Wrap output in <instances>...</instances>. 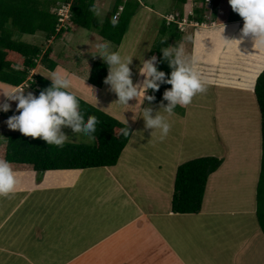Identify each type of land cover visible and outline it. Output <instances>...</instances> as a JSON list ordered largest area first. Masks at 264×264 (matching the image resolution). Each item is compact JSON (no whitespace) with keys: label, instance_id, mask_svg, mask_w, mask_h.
Listing matches in <instances>:
<instances>
[{"label":"crops","instance_id":"1","mask_svg":"<svg viewBox=\"0 0 264 264\" xmlns=\"http://www.w3.org/2000/svg\"><path fill=\"white\" fill-rule=\"evenodd\" d=\"M99 1L96 0V3ZM153 9H145L146 14H143V19L146 18L148 23L162 17L160 12ZM192 10L193 7L189 11ZM178 12L184 14L183 10ZM136 17L137 14L133 18ZM221 27L223 25L216 24L213 28L204 25L191 29L193 56L198 29ZM148 29L139 27V31ZM154 32L155 35L157 30ZM98 34H92V38ZM64 37H69L70 41L73 38L71 33ZM138 38L134 47L141 43V38ZM156 39L157 36H154L148 40L150 43L146 45V56L137 61V69L133 66L136 59H132L129 67L134 84L140 82L142 76L138 68L143 59H149L147 57ZM181 46L187 56L185 44ZM255 52L257 49L253 47L248 54L238 56L242 55L243 61L247 63H241L242 72L248 68L249 61L253 62L257 58L252 56ZM259 53L262 57L259 62L257 59L255 61L260 67L257 72L247 70L244 74L237 72L233 75L236 72L230 67L233 64L228 65V61L217 58L213 64L201 60L198 67L207 86L254 94L257 79L264 70V53ZM82 54L83 50L80 51ZM238 57H234L236 62L242 60ZM73 59L77 62L75 57ZM93 64L75 65V73L87 77L89 69V78ZM63 69L60 72L68 71ZM51 73L43 66H38L32 76L41 75L51 82L47 78ZM247 76L252 83L257 77L253 90L239 86ZM231 77L237 78L233 81ZM4 89L6 94L19 90L0 83V90ZM94 89L102 96L99 102L95 100L101 110L80 99L124 124L127 121L134 131L119 163L110 168L51 171L44 174L14 169L19 181L16 190L0 196V210L5 209L0 212V264H264V235L257 218L262 139L255 146V153L249 152V146L245 147V153L238 157L241 161L237 162L233 149L227 160H222L223 165L209 178L201 213L175 214L172 202L177 171L183 164L200 158L190 148L194 132L183 125L192 113L191 103L177 105L171 115L162 113L170 124L169 132L163 137L154 136L155 130L147 129L140 117L141 98L133 101L137 102L136 106L139 105L137 109L136 106L132 107L133 102L129 103V108L115 103L118 96L111 91L110 85L105 84L100 90ZM8 101L5 96L0 104ZM13 110L17 113L16 109ZM10 113H13L12 109ZM146 137L149 140L155 137L151 147L155 144L164 147L160 153H164L165 162H157L155 152L148 150L149 144L143 145ZM209 138L208 142L214 141L213 133ZM244 140L245 145L251 142L249 138ZM243 141H239L240 145ZM142 151L147 152V158L134 157V152L141 155ZM191 156H194L192 160ZM162 164L169 167L168 170H164ZM52 173L71 175L54 183V176H48ZM218 217L221 219H216ZM230 217L234 218L235 225L232 227L229 223L226 225ZM215 222L222 227V235L215 232L218 230L213 228ZM254 222L258 224L255 229Z\"/></svg>","mask_w":264,"mask_h":264},{"label":"trees","instance_id":"2","mask_svg":"<svg viewBox=\"0 0 264 264\" xmlns=\"http://www.w3.org/2000/svg\"><path fill=\"white\" fill-rule=\"evenodd\" d=\"M197 1L206 4V0H196V3ZM175 2L179 7H184L190 0H175ZM62 3L71 4V17L63 26L58 13L53 11ZM212 4L211 8H197L196 17H192V20L203 24L207 21L205 14L210 18L208 22L211 24L244 22L242 17L232 10L228 0H212ZM140 7L138 0H129L125 4L123 0H117L113 11L108 13L102 25L100 35L115 46H120L132 17L137 14ZM120 8H123V12L119 20L114 23V17ZM96 14V0H0V83L12 88L23 86V90H26L25 95L31 92L38 96L40 91L50 87L52 82L41 75L32 76V72L38 66H43L50 72L55 71L59 65L58 56L55 54L54 47L50 46L44 51L41 45L24 42L22 37H35L39 34L44 36L48 43L59 40L65 34L78 29L92 30ZM158 34L162 37L156 39L149 59L156 56L158 70L170 74L172 69L168 61L163 59L161 49L173 47L174 42H181L182 33L176 24L168 26L164 21ZM168 35L169 40L164 39ZM253 55L257 56L256 59L259 62L262 55L259 52ZM258 62L249 61L248 68L244 72L247 70L257 72L260 69ZM107 75L108 65L104 62H95L90 68L88 83L100 90L105 85L104 80ZM235 78L237 77H231L233 81L236 80ZM255 80L248 84L247 76L243 78L239 86L253 90ZM26 85L28 87H25ZM170 88L171 85L162 84L158 91L150 89L148 95L155 96V100L149 102L160 106L165 89ZM254 95L261 115L262 139L261 170L257 187V218L264 235V70L257 79ZM78 100L85 121L90 115L97 118L96 132L93 134L96 137L94 145L65 143L59 147L47 144L43 139L12 134L7 137L4 145L0 146V159L9 161L13 169L38 174L116 166L132 138L133 129L128 126L130 136H124L120 129L126 124L101 112L82 99L78 98ZM8 102L16 106L15 101ZM163 103L166 105L167 101ZM222 164L223 161L217 157H204L180 166L175 178L173 213L181 215L201 213L209 178L220 169Z\"/></svg>","mask_w":264,"mask_h":264},{"label":"rangeland","instance_id":"3","mask_svg":"<svg viewBox=\"0 0 264 264\" xmlns=\"http://www.w3.org/2000/svg\"><path fill=\"white\" fill-rule=\"evenodd\" d=\"M128 1L129 0H123V3L125 4ZM138 1H140L141 4V7L137 11L138 17L136 18L132 17L128 28V33L126 37L123 39L124 40L123 42L125 44L119 50V53L121 54L122 57L136 59V62L133 61L134 68L137 67L136 66L138 64L137 61L139 62V59L146 56V51H147L146 45L150 43V41L148 40L150 38L151 39L154 38V36H157V39L162 37L161 35L158 34V31L159 28H161L167 16L171 15L172 13H176L179 10L180 11L183 10L185 15L191 9V7H193V6L189 7V5L191 4H194V9L195 8L202 9L201 7L202 3L198 1L196 3V0L194 1L190 0L191 4L189 3L184 7L183 6L179 7L176 4L175 0H142V1L138 0ZM62 4H59V6L56 9H53V11L57 12ZM96 4H97L96 5L97 14L95 19V24L92 30L78 29L73 31L71 33L73 36L72 40L74 39L73 41L72 40L70 41L69 37L66 38L63 36L64 38L62 37L61 40L51 41L47 43V41L44 39L45 37L39 34L35 37L24 36L22 37V41L41 45L44 51H46L50 46L54 47L56 49V53L58 56L57 61L59 65L57 68H59L58 69L59 72L61 71V69L65 68L68 70V71L65 70V72L68 73L72 72L73 74L76 75V77H78V79H73V83L71 87L72 91L76 94L77 97L86 100L90 104H93L95 107L100 109L99 108L100 105L98 102L99 100L102 99V96L98 94L99 92L95 90L94 87L92 88V86L89 85L86 76L84 75L77 76L74 70L75 65L85 64L83 60L87 61V64L90 63L93 64L94 62H104L100 57L97 56L100 55V51L95 47V45L97 42L107 41L102 37V35H100L99 32L101 31L102 25L108 13L113 11L116 2L115 0H100ZM142 7L144 9V11H142L143 13L140 12ZM145 9L147 10L153 9L155 11H158L161 13L162 17H159L157 20L156 18L154 20L152 19L148 23L146 18L143 19V14H146L144 13L146 12ZM243 24L233 23L231 25H224L225 26L224 32H223V27L212 30L198 29L196 42H195V57H197L199 61L203 60L211 64L217 62L216 58L219 60L221 59L224 61H228V65L233 64L230 65V67H232L231 68L232 70H236L240 74H244V72H242L243 69L241 64V62L244 63L243 56L242 55L240 57L238 56L240 54H244V55L248 54L251 51V48L254 47V37L251 35L249 36L242 35L241 30L243 28ZM193 25L195 24H189L183 33L180 31L183 37L182 41L179 43L174 42L173 44V47L179 46L180 48L182 47L181 46L182 44H185L186 53H188L187 55L188 57L193 56V51H192L193 39H192L191 29L194 30L197 29V27H202V25L197 27ZM206 26L209 28L210 27L213 28L216 26V24L212 25L211 23L208 22L206 23ZM139 27H149V29L146 31H139ZM155 30H157V33L154 35ZM96 33L97 34L99 33L98 34L99 36H95V38L93 39L92 34L96 35ZM75 35L76 37L74 38ZM222 35L226 40H240L241 43L238 46L236 42H226L222 38ZM89 37H91L93 41L92 39H89ZM138 37L141 38V43L137 47H134L136 43V39ZM164 39L169 40V35L165 36ZM71 42L72 44H70ZM155 42L151 47V51L155 45ZM109 45H110L109 47L110 51H117L119 48V46H115L111 42H109ZM256 49L257 52L264 53V47H257ZM82 50H83V54L80 55V51ZM73 57L76 58L77 62L74 61ZM234 57L241 58L242 60L236 62L234 60ZM147 58H149V55ZM32 73L34 74V72ZM84 80H86L85 86L90 87L94 90L96 98L91 93L90 89L84 87L83 85ZM142 80H143V76L140 78V82H142ZM250 83L251 81L248 80V84ZM5 91H6L5 89L0 90V93H2L0 94V101H2V99L5 97L3 95L6 94ZM79 95H83L84 97H80ZM96 99L98 101L97 103L95 101ZM134 100L135 99L130 100L129 103L131 104V102H133ZM10 102L12 103V101ZM136 103L137 102H133V106H136L135 105ZM146 103L143 104L145 105L144 108H149V107L152 108L153 110L152 114L153 116H155L156 112L159 110V106L151 102H146ZM143 105L141 106L142 108ZM191 105L193 107L191 111L192 113H190L189 117L184 122L185 124L183 125L188 127L191 132H194L193 138L190 139L192 143V145H190V148L192 147L191 149L192 151H194L195 155H198L200 158L215 155V157L219 158V156L216 155L217 153L222 157L219 159L224 161L227 160V158L230 156L232 149L233 151H235L236 158H238L242 153L244 154L245 153L244 150L246 146L247 147L249 146L250 153L251 151L255 153L256 150L255 146L259 143V140L261 141V136H260L261 115L259 113V108L257 105V101L254 97V94H252L250 91H240V90L229 91L226 90L225 88L223 89L221 87L215 88L205 85V90L203 92L197 93L193 97ZM12 107L13 108L10 107V109H12L13 111L12 114L10 113V110L7 112L0 111V146L4 145L9 135L12 134L23 135L20 131L11 130L7 126L6 121L8 120V118L13 116L14 114H19L18 112L16 113L13 110L15 109L16 106L14 107L12 105ZM138 107L139 105H137L135 109H137ZM2 114L3 116H7V117L2 118L1 116ZM62 131L69 137V140L66 141L65 143L94 145V139L89 138V136L85 135L84 133L77 134L70 127H63ZM211 133H213L214 141L208 142V140L212 138V137L209 138ZM153 135L154 136L160 135L161 137H163L159 129H156L153 132ZM37 138L42 139L39 137ZM154 138L152 140H149L146 137L148 141L146 139H143L142 143L143 145L149 144L147 145L149 146L148 150L151 149V151L153 150V152H155L154 158L156 159L157 162L158 161L165 162L164 153H160L161 150L164 149V147L163 146L159 147L156 144L154 145V147H151V142L154 140ZM247 138H249L251 142L250 144L245 145L246 140L244 139ZM239 141H243L241 145ZM162 143H165V141H163ZM187 144L188 143H186V145ZM134 157L147 158V152L142 151L141 155H139L138 152H134ZM192 157L194 156H191L190 160H192ZM241 160H242L241 158H238L237 162ZM162 167L164 170H168L169 168V167L166 168L164 164H162ZM69 175H71V173L48 174V176H54V180H53L54 183H57L58 179L68 177ZM3 210L5 209L0 210V212ZM216 219L219 220L221 219V217H218ZM228 223L231 225V227L234 226L235 225L234 218L230 217V221L226 222V225ZM254 227H258V224L256 222L253 223V228ZM213 228L218 229L215 232H220L219 235H222V233L224 232L222 230V227H220V225L216 222ZM219 229H221V231H219Z\"/></svg>","mask_w":264,"mask_h":264},{"label":"clouds","instance_id":"4","mask_svg":"<svg viewBox=\"0 0 264 264\" xmlns=\"http://www.w3.org/2000/svg\"><path fill=\"white\" fill-rule=\"evenodd\" d=\"M228 2L232 10L244 21L242 35L254 37V48L264 47V0H228ZM224 28L223 25V32ZM222 38L226 42H236L238 46L241 43L240 40H226L223 35ZM95 47L100 51V55L97 56L108 65V75L104 83L110 85L111 91L118 96L115 103L131 108L129 101L133 99L137 101L141 98L142 116L140 117L143 118L145 127L152 130L159 129L162 136L168 134L170 124L161 113L173 114L177 105L190 104L197 93L205 90L207 81L199 70V59L195 56H186L179 46L161 49L163 59L168 61L172 69L170 74L158 70L156 66L158 58L152 56L150 59L142 60L138 72L144 79L137 84L133 83L129 67L133 58H125L119 52L110 51L107 41L97 42ZM83 61L87 65V61ZM88 74L89 69L87 78ZM47 78L51 80V86L40 91L38 96L31 92L25 95L26 90L3 94L9 101L17 102L16 110L19 113L6 121L9 129L18 130L24 136L42 138L47 144L59 147L69 140L62 131L63 127H70L77 134L84 133L89 138L95 139L93 134L96 132L97 118L90 115L85 121L76 94L69 91L73 79L78 77L75 74L53 71ZM86 80L83 81L84 87L90 89L95 96L94 90L85 86ZM162 84L171 85V88L165 89L163 93V101H167V104L165 105L162 101L159 110L153 116L152 108H142L141 105L145 100H155V96L148 95V91L150 89L158 91ZM10 107L9 103L0 104V111L7 112ZM120 131L124 136H130L127 121L126 126ZM18 183L17 173L11 163L6 159H0V196L14 192Z\"/></svg>","mask_w":264,"mask_h":264},{"label":"built area","instance_id":"5","mask_svg":"<svg viewBox=\"0 0 264 264\" xmlns=\"http://www.w3.org/2000/svg\"><path fill=\"white\" fill-rule=\"evenodd\" d=\"M212 0H206V4H201L202 8H211L212 7ZM70 8H71V4H65L63 3L61 5V7L58 9L57 13L58 16L60 18V22H61V26H63L65 24V22L71 17V12H70ZM197 8L194 9V4H193V10L189 11V13H186L185 15L183 13H172L171 15L167 16L165 18V21L167 22V25L170 26L172 24H176L178 26L179 31L184 32L186 30V27L189 24H195L193 26L197 27V26H206V23H208V20H210L209 17H207L204 14V17L206 18V22L203 24H199L198 22L192 20V17H196V10ZM123 12V8H120V11L115 15L114 20L115 22H117L121 16ZM212 25H215V23H212ZM25 87H28V85H26ZM20 90H23L24 87H20Z\"/></svg>","mask_w":264,"mask_h":264},{"label":"bare ground","instance_id":"6","mask_svg":"<svg viewBox=\"0 0 264 264\" xmlns=\"http://www.w3.org/2000/svg\"><path fill=\"white\" fill-rule=\"evenodd\" d=\"M86 92V91H85Z\"/></svg>","mask_w":264,"mask_h":264}]
</instances>
